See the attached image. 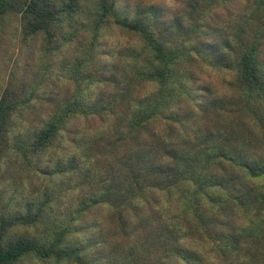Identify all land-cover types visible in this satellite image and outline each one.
I'll return each mask as SVG.
<instances>
[{"label": "trees", "instance_id": "trees-1", "mask_svg": "<svg viewBox=\"0 0 264 264\" xmlns=\"http://www.w3.org/2000/svg\"><path fill=\"white\" fill-rule=\"evenodd\" d=\"M158 1L144 12L96 0L92 12L81 0H0V21L15 17L25 38L89 74L24 134L16 94H0V169L12 154L30 180L29 192H0V264H264V0H198L208 7L192 24ZM229 1L242 11L213 25ZM113 30L137 41L119 47ZM202 64L222 74L220 92L201 85ZM89 117L99 137L52 155ZM101 141L106 159L94 161Z\"/></svg>", "mask_w": 264, "mask_h": 264}, {"label": "rangeland", "instance_id": "rangeland-1", "mask_svg": "<svg viewBox=\"0 0 264 264\" xmlns=\"http://www.w3.org/2000/svg\"><path fill=\"white\" fill-rule=\"evenodd\" d=\"M96 0H81V4L85 10H94ZM156 0H118L119 5L132 8L133 10L139 9L144 11V7L150 6ZM165 3L169 5L171 15L178 14L184 11L187 23H194L192 20L201 18L203 19L204 12L208 6H203L198 3V0H160L158 5L162 7ZM120 7V6H119ZM121 8V7H120ZM172 9V10H171ZM241 3H231L230 1L221 9L218 10L220 15H211L210 21L213 25H217L223 16H228L241 12ZM145 12V11H144ZM129 15V14H128ZM132 16V14H130ZM91 16V15H90ZM264 21V17L261 18ZM209 22V21H208ZM210 23V22H209ZM211 25V24H210ZM87 34H84L86 36ZM110 42L118 44L120 47L125 42L131 44L137 41L136 38L129 34H121L118 30L108 32L105 37ZM105 43L103 42V45ZM46 42L42 36L37 38H25L22 34L21 25L19 20L13 16L0 21V94L5 90H9L16 94L19 101L16 111V124L19 131L23 134L28 128L39 126L43 121L47 120L54 112L53 108L64 104L65 101L70 100L74 93L81 91L85 86V77L89 75L85 71L76 74L71 73L73 61L67 65L63 64L62 53L51 52L46 47ZM102 48V47H101ZM100 52H107L104 45V50ZM99 52V53H100ZM111 60V59H110ZM118 65H121L118 63ZM196 67L195 73L199 76L201 85L208 84L211 89L220 92L222 86V74L207 72L204 64ZM193 69V67H192ZM127 80L122 81L120 86L112 85L107 89V93L119 94L124 89V84ZM203 91H196L198 96L205 98L207 95ZM94 90L92 93L95 94ZM106 101V99L104 100ZM105 126L102 127L98 118H76L71 125L67 126L60 139L61 145L56 146L52 155L62 156L65 154L80 153L76 150V141L81 137H86L91 143V138H98L100 133L104 131ZM113 142V140H112ZM59 144V142H57ZM101 147L93 146V152L90 153L94 157V161L105 160L100 153L106 145L105 141H101ZM117 144V143H114ZM6 160H3L0 169V192L17 191L21 188L22 191L29 192L27 189L30 182L27 177L28 170L20 167L19 163L13 164L14 155L9 154ZM105 172V168L103 169ZM37 183V182H36ZM68 204V200L64 201ZM94 215L90 214L88 220L93 224L90 218ZM21 264H56L55 262L41 263L32 260H25Z\"/></svg>", "mask_w": 264, "mask_h": 264}]
</instances>
